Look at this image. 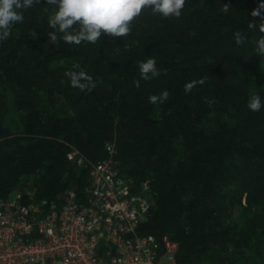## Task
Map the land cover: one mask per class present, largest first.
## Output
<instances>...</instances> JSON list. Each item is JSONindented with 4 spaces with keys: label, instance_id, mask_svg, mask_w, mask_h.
<instances>
[{
    "label": "trees",
    "instance_id": "obj_1",
    "mask_svg": "<svg viewBox=\"0 0 264 264\" xmlns=\"http://www.w3.org/2000/svg\"><path fill=\"white\" fill-rule=\"evenodd\" d=\"M260 4L186 0L179 18L145 8L129 35L79 45L50 40L55 6L23 10L0 41V198L59 204L71 190L84 203L87 165L107 158L110 144L134 193L149 182L140 236L176 244L177 264H264V56L256 51L264 33L251 16ZM148 57L160 75L143 80L138 62ZM80 70L92 76L91 91L65 75ZM163 90L166 102H148ZM253 95L256 112L247 107Z\"/></svg>",
    "mask_w": 264,
    "mask_h": 264
},
{
    "label": "built area",
    "instance_id": "obj_2",
    "mask_svg": "<svg viewBox=\"0 0 264 264\" xmlns=\"http://www.w3.org/2000/svg\"><path fill=\"white\" fill-rule=\"evenodd\" d=\"M106 151L87 165L84 203L71 190L59 204L22 203L17 193L0 198V264H177L176 244L137 233L151 207L149 182L134 193L115 168L113 146Z\"/></svg>",
    "mask_w": 264,
    "mask_h": 264
},
{
    "label": "clouds",
    "instance_id": "obj_3",
    "mask_svg": "<svg viewBox=\"0 0 264 264\" xmlns=\"http://www.w3.org/2000/svg\"><path fill=\"white\" fill-rule=\"evenodd\" d=\"M45 2L57 9L48 21L49 27L55 30L49 33L50 40L53 43H59L62 39L65 43L79 45L82 42L95 44L100 40L102 33L114 38L129 35L132 22L145 8H150L153 14H159L163 18H179L186 0H45ZM40 3L41 0H0V41H6L12 33L13 26L23 22V10ZM223 11H229L228 4L223 6ZM262 11H264V4L254 9L251 16L259 18V31L264 33ZM256 27L255 22L248 24L249 29ZM57 33L60 34L59 37ZM233 35L237 45L244 42L245 38L239 31ZM256 51L264 56V36L257 41ZM138 67L143 80L160 75L155 58L148 57L139 61ZM65 75L69 77L71 86L81 91H91L96 86L92 76L83 70L68 71ZM204 83V78L189 82L184 86V91L189 93L197 84ZM134 85L139 88L140 81H134ZM169 96V91L163 90L158 95H149L148 102L162 104L168 100ZM247 107L253 112L259 111L260 96L253 95Z\"/></svg>",
    "mask_w": 264,
    "mask_h": 264
},
{
    "label": "rangeland",
    "instance_id": "obj_4",
    "mask_svg": "<svg viewBox=\"0 0 264 264\" xmlns=\"http://www.w3.org/2000/svg\"><path fill=\"white\" fill-rule=\"evenodd\" d=\"M16 194V193H15ZM239 213H240V211L239 210H236L235 212H234V216L236 217L237 215H239Z\"/></svg>",
    "mask_w": 264,
    "mask_h": 264
}]
</instances>
